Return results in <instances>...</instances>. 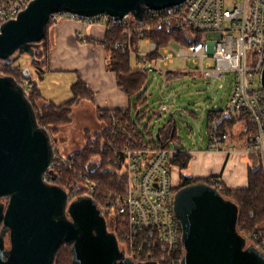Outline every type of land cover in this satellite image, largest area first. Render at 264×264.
<instances>
[{"label":"water","instance_id":"water-1","mask_svg":"<svg viewBox=\"0 0 264 264\" xmlns=\"http://www.w3.org/2000/svg\"><path fill=\"white\" fill-rule=\"evenodd\" d=\"M187 1L31 0L1 27L0 60L11 61L16 52L34 59V49L55 14L83 19L107 15L115 23L133 15L141 24L148 10ZM31 75L30 70L27 76ZM55 142L57 138L40 125L24 85L12 75L0 74V264H54L64 243H73L79 264H158L122 260L116 237L105 232L97 203L84 196L70 202L67 189L47 179ZM175 210L186 249L182 264H264V255L247 247L239 233L238 205L213 185L198 181L181 188ZM6 233L9 248L4 247Z\"/></svg>","mask_w":264,"mask_h":264},{"label":"built area","instance_id":"built-area-1","mask_svg":"<svg viewBox=\"0 0 264 264\" xmlns=\"http://www.w3.org/2000/svg\"><path fill=\"white\" fill-rule=\"evenodd\" d=\"M31 0H0V30L5 22L14 19ZM69 17L83 22L102 21L107 25L109 16L83 19L71 14H55L57 22ZM125 23V41L116 43V48L126 44L131 48L132 38L145 41L148 51L132 50L137 54L142 70L151 72L159 67L158 61L168 66L176 56L197 59L200 71L209 78L225 79L233 73L234 85L223 111L226 115L246 117L245 132L249 137V152L264 153V0H188L182 5L171 6L161 11L148 10L142 24L133 15ZM146 20L152 25H145ZM154 24V25H153ZM167 25L175 31H183L195 42L175 51L172 44L160 50L158 61L147 55L157 51L151 38H144L153 26ZM200 37L197 39L196 37ZM127 41V42H126ZM177 43V42H175ZM163 106L162 110H166ZM110 131L107 148L117 161H122L126 174L125 191H114L97 205L101 211L119 223L115 230L130 256L137 262L153 261L158 264H182L186 254L182 225L175 210V184L172 156L178 148L170 147L168 140L148 142L143 135L124 121V114L110 113ZM252 130V131H251ZM209 138L217 147L227 134L220 129L216 110L209 112ZM57 143V142H56ZM74 152V151H73ZM73 152L65 153L55 147L54 162L47 174L49 181H57L63 168L75 169ZM53 176L56 179L53 180ZM80 181L68 182L69 198L84 196L94 198L99 184L87 174H78ZM245 237L246 246L254 247L264 255V227L247 232L239 228Z\"/></svg>","mask_w":264,"mask_h":264},{"label":"trees","instance_id":"trees-1","mask_svg":"<svg viewBox=\"0 0 264 264\" xmlns=\"http://www.w3.org/2000/svg\"><path fill=\"white\" fill-rule=\"evenodd\" d=\"M129 22H132L131 17L129 21L122 23H115L110 17L107 22L108 30L102 42L108 53V69L116 73L119 87L130 97L132 104L128 109H103L96 107V114L104 124L103 130L92 132L86 129L84 131V146L73 152L76 163L75 169L69 170L63 168L60 178L57 181H51L68 189L69 181L81 180L82 177L78 176L79 173L83 175L87 174L99 184L98 192L93 200L100 205L103 204V200L110 193L125 191L126 184V174L122 161H117L113 152L107 148L108 132L110 131L111 123L110 113H114L115 115L124 114V121L136 129L140 136L143 134L134 122L133 115L140 121L142 117L146 116L147 112V109L143 110L141 106L148 107L143 88L149 72L142 70L139 64L138 66H133L131 62L132 50L139 48L140 38L137 36L132 38V49H130L128 44L123 48L115 47L117 42L125 41L123 37L124 24ZM54 23L55 21L51 18L47 24L44 38L38 42L39 47L34 49L35 58L33 59L30 54L26 53L31 58L32 66L39 71V78L44 74V68L51 50L50 28ZM145 25H152V23L146 20ZM144 38H151L157 46L156 52L147 55V58L153 61L159 60L160 50L168 44L177 42L184 46H190L195 42L194 40H190L185 32L172 30L167 25L153 26V29L145 32ZM196 38L199 39L200 37L197 36ZM20 55L19 52H16L11 61L0 60V74L12 75L19 83L24 85L27 96L35 107L40 125L47 128L51 132V135L57 138V143L55 142V147H57L58 141L63 140L62 134L64 130L73 123L75 107L83 101L94 103V93L86 83L80 80L72 85L73 96L70 99L62 103L47 100L39 89L38 84L34 83L35 77L33 73L28 77L27 74L30 70L25 71L26 68L21 65H15ZM167 74L170 76L173 75V72H168ZM36 80L38 81V79ZM40 101L43 103L40 104ZM216 114L220 119V129L225 132L233 119H246V117L241 115H226L223 110H216ZM164 133L165 136H163ZM175 138L176 130H172L171 126L168 128V125H166L161 128V141ZM177 146L178 151L172 156L170 161L178 165L181 170H185L189 167L191 155L183 151L181 144H177ZM198 181H204L213 185L226 198L238 205L240 209L239 228H244L247 232H250L257 227H264V163L260 153H258V158L250 169L249 185L247 188L227 189L217 176L198 179L189 177L183 173L181 184L174 189L175 193L177 194L181 188ZM71 201H73L72 198ZM119 226L118 221H116V229ZM54 264H79L75 262L73 243H64L60 247Z\"/></svg>","mask_w":264,"mask_h":264},{"label":"rangeland","instance_id":"rangeland-1","mask_svg":"<svg viewBox=\"0 0 264 264\" xmlns=\"http://www.w3.org/2000/svg\"><path fill=\"white\" fill-rule=\"evenodd\" d=\"M171 44L175 51L184 48L180 43ZM139 46L140 50L148 51L149 46L145 41H141ZM31 62L30 56L25 53L17 58L15 65L31 70L35 80L38 79V86L47 100L62 103L73 96L70 83L81 80L77 73L49 74L47 66L44 70L45 75L39 78L38 70ZM131 62L133 66H138L136 53L132 54ZM158 64L162 70L149 72L143 88L148 107L142 105L141 108L147 109L146 116H141L138 121L133 115L134 122L148 142L158 141L159 130L168 125L172 130H176V138L168 140L170 147H175L177 144H181L186 149L203 146L209 138L208 109L219 110L229 100L234 85L233 73H227L222 80L209 79L199 70L200 64L197 63V59L190 56H176L168 66H164L160 60ZM168 72H173V75L169 76ZM221 98L224 99V103H221ZM163 106H167V109L162 110ZM73 119L72 125L66 127L62 134L63 140L58 141L57 144L65 153L79 150L84 146L86 129L100 132L104 128L103 122L96 114V105L92 102L84 101L77 105ZM173 171L179 170L174 168ZM174 184L178 187L181 181L176 179ZM174 196L176 197V193Z\"/></svg>","mask_w":264,"mask_h":264},{"label":"crops","instance_id":"crops-1","mask_svg":"<svg viewBox=\"0 0 264 264\" xmlns=\"http://www.w3.org/2000/svg\"><path fill=\"white\" fill-rule=\"evenodd\" d=\"M107 30L108 26L102 21L88 23L69 17L59 19L50 28L51 50L45 67L48 66L49 74L77 73L79 79L93 91L96 107L128 109L132 104L131 99L119 87L116 73L107 67L108 53L102 42ZM73 84L71 82L70 87ZM221 103H224L223 98ZM225 105L219 110H223ZM211 110L208 109V112ZM246 123V119H233L227 127V137L218 147L210 138L206 144L195 149L182 146L183 151L190 153L191 162L185 170L174 164L173 169L179 170L173 171L174 181H181L183 173L198 179L217 176L227 189L247 188L249 172L258 158V153L248 151ZM261 155L264 163V153Z\"/></svg>","mask_w":264,"mask_h":264},{"label":"flooded vegetation","instance_id":"flooded-vegetation-1","mask_svg":"<svg viewBox=\"0 0 264 264\" xmlns=\"http://www.w3.org/2000/svg\"><path fill=\"white\" fill-rule=\"evenodd\" d=\"M99 207V206H98ZM100 208V207H99ZM101 209V208H100ZM71 216V213H69ZM100 216L102 217L103 220V227L105 229V232L110 235V236H115L116 237V241L118 243L119 249L122 253V260L124 259H131L134 262L135 261L130 254L128 253V250L126 248V245L124 244V242L122 241L121 238L116 236L115 230H116V220L108 215H105L103 212H101ZM4 247L5 248H9L10 247V243H9V233H6V235L4 236Z\"/></svg>","mask_w":264,"mask_h":264}]
</instances>
